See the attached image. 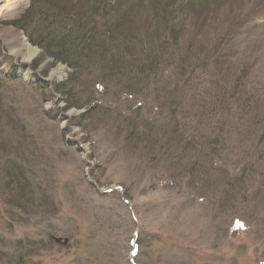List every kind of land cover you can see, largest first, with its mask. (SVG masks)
<instances>
[{
	"label": "rangeland",
	"instance_id": "obj_1",
	"mask_svg": "<svg viewBox=\"0 0 264 264\" xmlns=\"http://www.w3.org/2000/svg\"><path fill=\"white\" fill-rule=\"evenodd\" d=\"M72 1L145 66L73 79L0 15V264H264V0Z\"/></svg>",
	"mask_w": 264,
	"mask_h": 264
},
{
	"label": "trees",
	"instance_id": "obj_2",
	"mask_svg": "<svg viewBox=\"0 0 264 264\" xmlns=\"http://www.w3.org/2000/svg\"><path fill=\"white\" fill-rule=\"evenodd\" d=\"M61 1L62 2L57 0H31L32 4H30V8H28L20 19L14 23L19 29L24 31L34 45L40 47L43 52L47 51V53H45L46 56L52 57L56 61L69 66V69L72 71L69 75L74 77L73 79H76V75H81L83 72L87 75L89 70H91V66H95L93 59L102 56H108L106 61L102 63L105 67H101L103 71L107 70V75L105 74V77H110L112 75L115 79L117 78L118 81L127 77L126 74L129 76L131 73H134L135 71L133 68L142 69L143 66H145L143 64L138 66L136 63V54L139 50L137 38H132V35H130L128 31H122V29H129L128 27L110 28L107 24V20H105L106 18H103L104 15H102L100 19L103 18V25L105 26L102 33L97 30V26L94 27L92 24H88L90 31L86 30L88 28L84 29L85 27H82V25L85 24V20L82 19L84 13L79 11L75 12L74 15H69L74 11L73 9L75 6L72 4L74 1ZM100 1L101 0L97 2ZM76 2L81 1L77 0ZM97 2H93V4L88 6L87 14L88 12H91V14L97 12L98 8H100ZM41 6L47 9L50 8L51 12L43 11L44 18L42 23L44 24L42 25L41 23V29H38L35 28L33 24H29V22L27 23V19L34 11H41ZM78 6H80L79 9H81L85 5L81 4ZM104 7L106 6L104 5L103 8ZM90 8L91 10L89 11ZM57 11H60V13H57ZM44 12L47 17L44 15ZM75 15L78 17H75ZM106 26H108V28H106ZM171 28L174 30V27L171 26ZM93 30L95 32H93ZM164 46V44H161V48ZM94 48L96 52H93L92 49ZM92 52L93 54H91ZM89 53L91 54L90 57L87 56ZM80 59L83 60V64L79 61ZM145 64L150 63L147 62ZM32 66L35 68L36 63H33ZM243 72L244 71H242L241 75L244 74ZM240 79H242L241 76H239L238 82ZM66 83L57 84L55 89L69 97L70 90H65L66 85H68ZM250 102L253 104L252 101ZM254 103L256 104L257 100H254ZM255 104L251 105V109L257 110L259 108V106L256 107ZM76 106L81 107V105H75L73 103L71 105L70 103L66 108ZM0 109H3L1 104ZM256 116L257 115H255V117ZM255 120V124L262 127L261 134L264 139V118L259 117L257 119L255 118ZM248 167H251V165ZM18 264H23V262L20 260V263Z\"/></svg>",
	"mask_w": 264,
	"mask_h": 264
},
{
	"label": "bare ground",
	"instance_id": "obj_3",
	"mask_svg": "<svg viewBox=\"0 0 264 264\" xmlns=\"http://www.w3.org/2000/svg\"><path fill=\"white\" fill-rule=\"evenodd\" d=\"M23 0H6V3L0 7V15H7L12 12L16 13L20 10V7L22 6ZM15 32V31H13ZM15 35L17 36V39L19 41L18 47H12L11 52H15L16 54L19 53L21 55V58L23 60H29L31 56L36 52L32 47L28 45V43L19 36L18 33L15 32Z\"/></svg>",
	"mask_w": 264,
	"mask_h": 264
},
{
	"label": "water",
	"instance_id": "obj_4",
	"mask_svg": "<svg viewBox=\"0 0 264 264\" xmlns=\"http://www.w3.org/2000/svg\"><path fill=\"white\" fill-rule=\"evenodd\" d=\"M53 239H54L55 242H59L61 238H59V237H53ZM63 241L66 242L67 239H64Z\"/></svg>",
	"mask_w": 264,
	"mask_h": 264
}]
</instances>
